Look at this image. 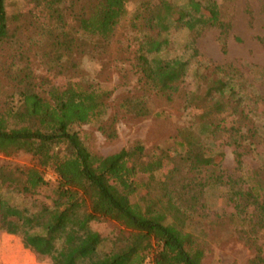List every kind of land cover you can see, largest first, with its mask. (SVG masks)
<instances>
[{
    "label": "trees",
    "instance_id": "16d2710c",
    "mask_svg": "<svg viewBox=\"0 0 264 264\" xmlns=\"http://www.w3.org/2000/svg\"><path fill=\"white\" fill-rule=\"evenodd\" d=\"M36 1L60 16L58 4L65 0ZM131 1L72 0L71 4L80 3L75 11L80 36L72 37L74 43L87 44L83 37H91L96 46L108 47L128 16ZM141 1L148 5L149 0ZM6 2L0 0V45L18 32L12 29ZM219 9L217 0H160L145 11L138 65L146 84L168 101L180 91L191 58L159 57L167 44L163 33L172 27L188 30L191 56H197V37L208 27L222 26ZM199 11L211 12L213 19L203 22L197 17ZM21 16L15 15V21ZM207 70L201 75L203 94L186 97L187 104L200 112L197 121L206 132L204 137L192 123L184 124L167 146L147 149L137 141L107 156L91 150L86 144L88 135L76 129L100 124L107 137L116 136L114 120L104 122L106 89L70 81L55 89L49 99L32 88L17 90V99L0 105V153L25 151L36 165L0 166V230L20 236L26 248L52 264H144L149 256L154 264H204L209 247L195 225L198 218H207L208 190L227 183L224 152L212 148L216 140L235 147L241 166L240 149L250 138L242 129L249 117L244 113L245 95L228 74L231 68ZM119 114L162 116L146 90L122 97ZM43 168H52L59 177L50 205L31 199L48 185ZM260 196L254 188L232 193L235 212L230 218L239 217L251 205L253 216L264 226ZM108 221L123 229L107 230ZM254 226L244 232L245 241L255 250L248 264H264V249L253 235Z\"/></svg>",
    "mask_w": 264,
    "mask_h": 264
},
{
    "label": "rangeland",
    "instance_id": "374dc122",
    "mask_svg": "<svg viewBox=\"0 0 264 264\" xmlns=\"http://www.w3.org/2000/svg\"><path fill=\"white\" fill-rule=\"evenodd\" d=\"M159 1L149 0L148 5L141 0L131 1L128 16L116 28L108 47L104 48L96 46L91 37H83L87 44L74 43L73 38L77 40L80 36L75 17L80 3L71 4L72 0L59 3L61 15L57 16L39 6L36 0H7L12 29L18 28V32L13 40L0 45V105L17 99V90L25 88H32L49 99L55 89L70 81L98 85L108 91L104 122L108 118L114 120L116 136L107 137L100 124L76 126L88 135V147L104 156L128 148L137 141L147 149H153L174 142L178 129L184 124L192 123L198 134L206 135L197 121L199 110L189 106L186 97L203 94L205 86L201 75L209 72L207 68L215 71L231 68L228 74L231 73L245 95L244 113L249 117L242 129L248 131L250 138L240 149L243 153L241 166L236 160L235 147L215 139L216 146L212 151L224 152L227 183L208 190L207 218H198L195 227L209 247L204 264H248L255 250L251 242L245 241L244 232L253 230L256 224L253 235L264 249V226L256 215L253 216L254 207L251 205L244 207L245 212L239 217L231 219L230 214L235 212L232 193L238 191L254 188L264 203V0H217L222 26L208 27L197 37L195 45L199 53L194 57L188 47L191 36L188 30L172 27L163 33L167 44L159 57L191 58L187 76L171 101L146 84L138 65L145 11ZM15 15H22L21 19L15 21ZM197 17L203 22L213 19L211 12L199 11ZM224 30L227 32L225 36ZM62 32L70 35L61 36ZM144 90L148 91L154 110L161 112L162 116L116 115L122 97L140 95ZM232 109L231 106L229 111ZM1 165L29 167L36 165V160L25 151L12 155L0 153ZM42 170L48 185L31 199L36 204L50 205L59 177L52 168ZM104 227L116 231L123 229L115 221L106 222ZM0 264L52 262L26 248L20 236L0 230Z\"/></svg>",
    "mask_w": 264,
    "mask_h": 264
},
{
    "label": "built area",
    "instance_id": "2783aa9c",
    "mask_svg": "<svg viewBox=\"0 0 264 264\" xmlns=\"http://www.w3.org/2000/svg\"><path fill=\"white\" fill-rule=\"evenodd\" d=\"M145 264H154L153 260L150 258H147L145 261Z\"/></svg>",
    "mask_w": 264,
    "mask_h": 264
}]
</instances>
